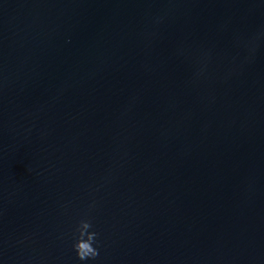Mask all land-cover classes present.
Returning <instances> with one entry per match:
<instances>
[{
    "label": "water",
    "instance_id": "95a60500",
    "mask_svg": "<svg viewBox=\"0 0 264 264\" xmlns=\"http://www.w3.org/2000/svg\"><path fill=\"white\" fill-rule=\"evenodd\" d=\"M84 213L94 264H264V0H0V264Z\"/></svg>",
    "mask_w": 264,
    "mask_h": 264
},
{
    "label": "clouds",
    "instance_id": "9594fccd",
    "mask_svg": "<svg viewBox=\"0 0 264 264\" xmlns=\"http://www.w3.org/2000/svg\"><path fill=\"white\" fill-rule=\"evenodd\" d=\"M92 206H94V202L89 207ZM72 236V247L75 249L79 260L85 264H94L95 258L100 253V241L91 215L84 213L78 219L73 227Z\"/></svg>",
    "mask_w": 264,
    "mask_h": 264
}]
</instances>
